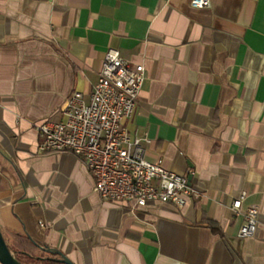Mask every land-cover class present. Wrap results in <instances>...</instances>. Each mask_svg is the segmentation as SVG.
Returning a JSON list of instances; mask_svg holds the SVG:
<instances>
[{"label": "crops", "instance_id": "obj_1", "mask_svg": "<svg viewBox=\"0 0 264 264\" xmlns=\"http://www.w3.org/2000/svg\"><path fill=\"white\" fill-rule=\"evenodd\" d=\"M109 47L144 66L123 125L190 176L201 196L182 207L104 200L81 157L38 148L74 90L89 100ZM242 191L241 212L258 206L247 238ZM0 228L75 264H264V0H0Z\"/></svg>", "mask_w": 264, "mask_h": 264}, {"label": "built area", "instance_id": "obj_2", "mask_svg": "<svg viewBox=\"0 0 264 264\" xmlns=\"http://www.w3.org/2000/svg\"><path fill=\"white\" fill-rule=\"evenodd\" d=\"M198 8L210 0H191ZM145 78L142 64H131L117 48L105 51L99 77L88 101L74 90L61 108V117L37 125L41 152H70L81 157L94 179V190L102 199L125 203L135 209L148 201L174 202L182 207L201 192L192 188L187 177L165 168L161 162L145 158V137H133L123 122L134 113ZM245 192L232 202L242 216L237 235H254L258 206L241 212Z\"/></svg>", "mask_w": 264, "mask_h": 264}, {"label": "water", "instance_id": "obj_3", "mask_svg": "<svg viewBox=\"0 0 264 264\" xmlns=\"http://www.w3.org/2000/svg\"><path fill=\"white\" fill-rule=\"evenodd\" d=\"M187 182L190 184V176L187 177ZM41 250L50 254L49 256H39V260H48L60 264H75L70 260L60 249L49 246L37 245ZM53 255V256H52ZM0 263L1 264H23L16 256L13 251L10 250L0 228Z\"/></svg>", "mask_w": 264, "mask_h": 264}, {"label": "trees", "instance_id": "obj_4", "mask_svg": "<svg viewBox=\"0 0 264 264\" xmlns=\"http://www.w3.org/2000/svg\"><path fill=\"white\" fill-rule=\"evenodd\" d=\"M3 232V230H2ZM11 234V239L7 240L5 237V232H3V236L10 248L11 251L15 253V256L20 260L19 255H26L30 259H38L37 255L33 253L34 247L36 245L31 241L29 238L27 239L26 237L16 233V232H10ZM45 260V259H43ZM21 261V260H20ZM48 261V260H46ZM23 263V261H21ZM50 262V261H48ZM25 264V263H23ZM60 264V263H58Z\"/></svg>", "mask_w": 264, "mask_h": 264}, {"label": "rangeland", "instance_id": "obj_5", "mask_svg": "<svg viewBox=\"0 0 264 264\" xmlns=\"http://www.w3.org/2000/svg\"><path fill=\"white\" fill-rule=\"evenodd\" d=\"M36 253H37V257L43 256V255L49 256V255H47L46 252L39 250V249L36 250ZM19 257H20V260L23 261V263H25V264H58V263H48L45 260H39V259H34L31 261H28L27 257H25V256L23 257V256L19 255Z\"/></svg>", "mask_w": 264, "mask_h": 264}, {"label": "flooded vegetation", "instance_id": "obj_6", "mask_svg": "<svg viewBox=\"0 0 264 264\" xmlns=\"http://www.w3.org/2000/svg\"><path fill=\"white\" fill-rule=\"evenodd\" d=\"M44 256H46V255H44ZM53 256V255H52Z\"/></svg>", "mask_w": 264, "mask_h": 264}]
</instances>
